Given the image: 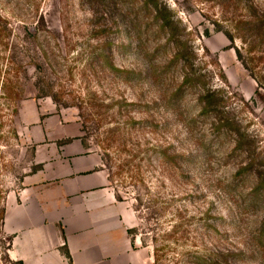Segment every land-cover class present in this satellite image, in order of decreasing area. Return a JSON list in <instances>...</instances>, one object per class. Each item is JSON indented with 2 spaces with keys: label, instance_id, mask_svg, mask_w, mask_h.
I'll return each mask as SVG.
<instances>
[{
  "label": "rangeland",
  "instance_id": "374dc122",
  "mask_svg": "<svg viewBox=\"0 0 264 264\" xmlns=\"http://www.w3.org/2000/svg\"><path fill=\"white\" fill-rule=\"evenodd\" d=\"M145 1L0 0V264L109 194L152 264H264V0Z\"/></svg>",
  "mask_w": 264,
  "mask_h": 264
},
{
  "label": "crops",
  "instance_id": "0c3cea01",
  "mask_svg": "<svg viewBox=\"0 0 264 264\" xmlns=\"http://www.w3.org/2000/svg\"><path fill=\"white\" fill-rule=\"evenodd\" d=\"M92 182V187L103 186L99 177ZM99 203L103 212L88 216L81 230L66 228L64 245L54 260L38 262L33 259V247L24 245L23 252L30 258L22 259L24 264H152L150 251L129 237L135 220L132 210L110 194Z\"/></svg>",
  "mask_w": 264,
  "mask_h": 264
},
{
  "label": "trees",
  "instance_id": "16d2710c",
  "mask_svg": "<svg viewBox=\"0 0 264 264\" xmlns=\"http://www.w3.org/2000/svg\"><path fill=\"white\" fill-rule=\"evenodd\" d=\"M142 4L143 5H146V4H148V2H146L145 0H142ZM160 27H164V25H162V26H160ZM180 55H181V53H180ZM178 56H179V54H178ZM189 81V79L188 78H185V82L184 83H187ZM207 106H205L204 108H203V110H206L207 108H206Z\"/></svg>",
  "mask_w": 264,
  "mask_h": 264
}]
</instances>
